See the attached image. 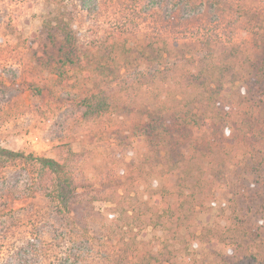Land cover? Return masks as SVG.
Instances as JSON below:
<instances>
[{"label":"trees","instance_id":"1","mask_svg":"<svg viewBox=\"0 0 264 264\" xmlns=\"http://www.w3.org/2000/svg\"><path fill=\"white\" fill-rule=\"evenodd\" d=\"M43 1L34 62L74 92V123L126 118L114 140L149 150L120 172L101 160L90 176L71 147L61 160L0 147V170L26 168L20 199L44 201L45 220L4 264H264V5L249 11L259 25L248 47L220 52L123 31L90 42L66 0ZM221 1L176 0L201 13ZM215 210L225 224L211 222Z\"/></svg>","mask_w":264,"mask_h":264},{"label":"rangeland","instance_id":"2","mask_svg":"<svg viewBox=\"0 0 264 264\" xmlns=\"http://www.w3.org/2000/svg\"><path fill=\"white\" fill-rule=\"evenodd\" d=\"M66 1L68 10L77 17L83 39L90 42L123 31L156 36L160 43L167 39L183 48L209 40L220 52L227 45L248 47L259 25L250 18L249 11L263 9L264 5V0H222L220 10L201 13L186 11L176 0H85L84 4L81 0ZM44 13L43 0H0V147L56 160L65 157L71 147L85 154L90 176L101 160L109 170H125V164L149 147L130 139L122 142L123 137L114 140L115 132L128 134L126 118L113 115L97 123H74L76 109L69 97L74 92L56 86L54 78L42 73L34 62L33 49L39 43ZM260 13L263 15L264 10ZM177 57L174 53L169 61ZM97 131L106 135L98 139L94 135ZM28 183L24 166L0 170V210L18 211L10 221L8 216L0 219L6 228L0 238V264L5 263L10 251L38 236L37 229L45 222L41 210L44 201L20 199ZM210 220L226 223L219 210L211 214Z\"/></svg>","mask_w":264,"mask_h":264}]
</instances>
